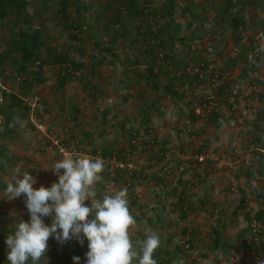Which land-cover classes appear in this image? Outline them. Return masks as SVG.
I'll use <instances>...</instances> for the list:
<instances>
[{"label": "rangeland", "instance_id": "obj_1", "mask_svg": "<svg viewBox=\"0 0 264 264\" xmlns=\"http://www.w3.org/2000/svg\"><path fill=\"white\" fill-rule=\"evenodd\" d=\"M135 1L139 7L152 3L161 15L156 19V35L146 44L147 37L137 32L138 26L148 27L147 19L129 16L127 9L118 11L122 0H80L86 4L87 27L76 38L56 16L57 3H50L33 22L44 28L46 48L72 53L85 66L64 84L60 65L44 66L45 81L34 84L25 96L26 100L34 95L40 98L34 115L19 107L9 120L6 105L12 99L0 102V247L6 254L5 259L0 256V264H8L7 235L14 234L19 220H30L23 194L7 199L6 187L14 170L19 167L36 176L35 188L50 187L58 176L45 168L64 158L63 142L74 154L103 149L127 157L134 150L128 158L137 166L133 186L124 178L107 186L111 175L106 170L98 185V198L127 190L130 212L137 221L130 230L134 244L155 232L161 238L156 251L168 247L170 264H264V230L257 248L245 252L253 216L264 215L258 211L264 200V0H247L243 11L242 2L234 0L232 15L243 13L246 22L236 32L231 22L216 16L224 0H195L196 18L185 12L187 0L176 1L180 5L173 16L164 13L165 0ZM107 3L112 4L111 9L106 8ZM74 4L70 11L76 19L79 13ZM29 11L35 13L31 7ZM14 17L10 13L0 26V50L7 47L4 38L11 34ZM157 36L162 47L154 45ZM148 47L152 53L147 55ZM46 48H42L43 54ZM155 48L170 58L158 60L155 69L159 76L150 78L146 74ZM171 58L184 63L176 67ZM203 60L223 76L221 96L209 72L192 84L175 79L176 75H193ZM15 75L14 65L8 62L0 80L10 94H21V77ZM171 84L179 97L166 92ZM209 96L217 110L211 108L193 118L191 110ZM146 114L151 115L148 123H144ZM34 122H44L52 133H44L47 128L42 130ZM200 154L205 155L203 161L197 159ZM158 155L164 158L159 161ZM166 168L173 169L172 173ZM154 170L158 173L150 175ZM139 173L145 176L138 179ZM177 186H184L190 201L186 215L183 210L188 199L179 203ZM44 221L50 224L52 217H44ZM215 228L221 234L218 247L212 241ZM188 243L189 248L185 247ZM60 248L66 255L64 264H75L74 256L86 264L87 240L81 245L71 239ZM27 264H32L31 259ZM39 264H56V259L47 254Z\"/></svg>", "mask_w": 264, "mask_h": 264}, {"label": "clouds", "instance_id": "obj_2", "mask_svg": "<svg viewBox=\"0 0 264 264\" xmlns=\"http://www.w3.org/2000/svg\"><path fill=\"white\" fill-rule=\"evenodd\" d=\"M104 168L100 159L65 156L45 168L53 170L58 181L35 188L37 177L17 167L6 187L7 199L23 194L30 220H19L14 234L7 235L8 264H27L29 259L39 264L47 255L50 237L61 244L76 239L83 245L87 240L86 264H158L154 258L161 245L157 233L135 244L131 239L130 230L137 221L130 212L127 190L98 198ZM44 217H52V222L46 224ZM80 259L73 257L75 264H80Z\"/></svg>", "mask_w": 264, "mask_h": 264}, {"label": "trees", "instance_id": "obj_3", "mask_svg": "<svg viewBox=\"0 0 264 264\" xmlns=\"http://www.w3.org/2000/svg\"><path fill=\"white\" fill-rule=\"evenodd\" d=\"M108 1V0H107ZM123 4L120 6H117V10L120 12H123L124 9H127L129 12V16L132 17H141L146 18V13L145 10L142 7L137 6V2L135 0H122ZM177 0H165L164 4V13L173 16L174 14V9L176 6L180 5V3H176ZM242 2L241 10L243 11L245 9V5L247 3V0H239ZM57 3V10H56V16L62 20V23L64 26L67 28L72 29V37L76 38V35L78 32L83 31V27L86 28L87 25L85 24V19L83 15V9L86 6L85 3L80 2V0H0V26H3V20L8 17L10 13H14V19H13V27L11 34L8 38H4L7 43V47L4 50H0V77L3 76L5 72V68L7 63L14 65L15 67V76L16 77H21V84H20V93H13L10 94L11 91L3 90L2 95H3V101L2 103H6L7 99H12V102L8 105H6V108L9 111L8 114V119L10 120L12 118V114L14 109L19 108V107H24L27 112H29L28 105L25 101V96L30 92V89L34 86L36 83H41L45 81V77L43 76V68L46 65L53 64V65H60L62 69H64V74L61 76V82L64 84L69 78L76 76L77 72H80L84 66L85 63L83 60L75 59L72 57V53L70 54L69 52H63L59 51L56 47H48L46 48V41H45V30L44 28L40 25L34 26L33 22L37 18V16L40 14L41 11H47L49 9L50 3ZM75 3L74 5L77 6L76 10L79 13L78 17L75 19L72 16V12L70 11V6ZM234 0H224L223 5H221V8L217 10L216 16L221 17L224 22L232 23V30L233 31H238L239 28L244 25L245 18L244 14L241 13L240 15L233 16L232 15V10L234 7ZM198 4L195 2V0H187L185 3V12H189L193 18H196V13H195V7ZM33 8L35 13H31L29 9ZM107 9L112 8L111 3H107L106 6ZM132 8V10L130 9ZM155 15L160 14L157 9H154ZM102 15V13H100ZM118 18L120 16L118 15ZM148 22V19H147ZM193 20L190 21V26L193 25ZM139 30L137 33L140 35H143V37H147V39L144 40V43H148L149 39L154 37L156 35V32L151 29V26L148 22V27L146 29H143L142 26H138ZM140 31H144L141 32ZM77 33V34H76ZM152 36V37H150ZM84 43V42H83ZM163 41L161 38L157 36V40L155 41V46L162 47ZM46 48V54H43L42 48ZM109 49V48H107ZM160 49V48H159ZM161 51V50H160ZM155 56L154 59L150 62V67L148 68V73L146 74L148 77H158L159 72L157 69H155V65L158 60H160L158 56L159 50L155 48L154 50ZM93 53V58L96 57V52L95 50L92 51ZM147 55L152 53V48L148 47L146 49ZM163 57L162 60H166L170 58L168 55L163 52ZM176 67L182 66L184 61H178L175 58H171ZM101 61V59L99 60ZM34 67V68H33ZM203 70H207V63L204 66H201ZM30 74V75H29ZM175 79L180 80L181 84H192L193 81L195 80H201L202 78L198 73H194L193 75L190 74H181V75H176ZM1 90V88H0ZM217 94L222 95V93L225 91V89L218 88L217 89ZM166 92L171 93L174 95V97H179V93H176V90L174 89L173 84L168 85L166 87ZM219 96V97H220ZM201 100V99H200ZM206 100V99H204ZM203 101V99H202ZM208 103V100L202 102V104ZM200 104V105H202ZM160 109V106L157 107ZM0 110L2 108L0 107ZM143 110L142 112H144ZM193 114V118L198 115L196 113V108L191 110ZM205 113L206 110H204ZM204 115V113L202 114ZM199 116V115H198ZM151 115L146 114L144 117V123H148ZM9 123V122H8ZM256 142V141H255ZM104 155H112L111 150H103ZM97 150H93L92 153L95 154ZM161 153L164 155L165 151L164 148L161 149ZM161 154V155H162ZM119 158H123L121 154L118 155ZM159 161L164 158L163 156L158 155ZM137 169L129 172L127 170H122L117 173L116 176L111 175L108 177V183L111 181H115L116 183L120 178H124V181L128 183L129 186H133L136 182L135 176V171ZM156 173H158V170L155 172L150 171V175L155 176ZM119 174V177L117 178ZM138 179L142 178V176H145L141 173H139ZM178 185V184H177ZM179 187L177 186V190ZM179 203L182 204L184 202V199H188L187 201L185 200V210H183V215H186V209L187 206L189 205V198L186 196V190L183 188L182 191L179 192ZM135 202V201H134ZM161 218V217H159ZM150 223L155 224L156 222L154 221L153 218H148ZM213 242L215 247L219 246L220 240H221V234L220 231L215 228L213 231ZM53 239V245L51 248H49L47 254L48 255H54V258L56 259V264H64L66 261V255L65 253L63 254L61 252V243H59L55 238ZM161 239V238H160ZM160 248V247H159ZM171 252L169 251L168 247H164L156 251L154 253V258L158 261V264H170L171 263V257L169 255ZM0 256L2 258H6V254L3 253V248L0 247Z\"/></svg>", "mask_w": 264, "mask_h": 264}, {"label": "built area", "instance_id": "obj_4", "mask_svg": "<svg viewBox=\"0 0 264 264\" xmlns=\"http://www.w3.org/2000/svg\"><path fill=\"white\" fill-rule=\"evenodd\" d=\"M143 8L145 10L148 22L151 26V29L154 31L157 30L156 27V19L157 17H160V14H156L154 12V7L152 5V3L146 2L143 4ZM92 52V51H91ZM163 51H159L158 52V56L160 59H162L163 57ZM206 65V61H202L195 69H194V73H198L200 75V77L203 79L206 76V72H209L211 75H213V86L215 88H220L222 85H224L225 87V80L223 78L222 75H220L218 73L217 70L211 68L210 64L207 63V70H203L201 68V66ZM0 102L2 103L3 101V95H2V91L3 90H7L8 88L5 85V82L0 80ZM213 96H209L208 97V103L206 104H202L201 106L196 107V113L197 114H203L202 112H204V110H206V112H211L212 109H216V108H212V104H213V100H212ZM218 99H220V97H218ZM26 103L28 105L29 108V114L34 115L35 112H38L39 110V103H40V98L37 95H34L33 97H31L29 100H26ZM212 108V109H211ZM217 110V109H216ZM35 125L40 128V129H44V127H48L46 124H44V122H34ZM48 132H51L49 130V128H47L46 130H44V133L47 134ZM69 148V146L66 143H62L60 146V150L62 152V154L65 156H87L90 157V159H100L104 162L105 164V168L104 170H106L107 172H109L112 176H116L118 172L122 171V170H127L129 172L137 169V166L132 165V161H129L128 158L132 156V153H128L127 157L124 156L123 158H119L117 155H104L102 149L97 150V152L95 154H93L91 152V154H87V153H78V154H74V152H68L67 149ZM135 153V152H134ZM197 159H199L200 161H203L205 159V155L200 154V156H197ZM136 165V164H135ZM169 169V168H166ZM156 170L152 171L155 172ZM173 169H169V173H172ZM111 184H116L115 181H111L107 184L110 185ZM184 188V186L179 190L182 191ZM259 212H264V200L261 201V206L260 208H258ZM250 228L252 230V236L249 237L246 242H245V252L246 254H250L251 252H253L256 248L257 245L259 244V236L260 234L263 232L264 230V215L263 216H257L254 215L253 219L251 220V224H250ZM184 243V242H182ZM185 247L189 248L190 244H186Z\"/></svg>", "mask_w": 264, "mask_h": 264}]
</instances>
